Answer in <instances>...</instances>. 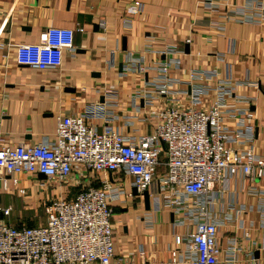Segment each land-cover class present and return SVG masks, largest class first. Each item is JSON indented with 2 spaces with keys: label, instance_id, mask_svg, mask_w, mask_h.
<instances>
[{
  "label": "crops",
  "instance_id": "obj_1",
  "mask_svg": "<svg viewBox=\"0 0 264 264\" xmlns=\"http://www.w3.org/2000/svg\"><path fill=\"white\" fill-rule=\"evenodd\" d=\"M47 28L75 32L61 66L18 65L9 46L35 43ZM139 64L143 74L136 71ZM163 66L174 81L167 96L153 86ZM195 73L201 77L193 79ZM221 81L235 82L224 101L223 127L241 135L226 147L251 149L264 160V0H0L3 145L52 143L66 115L134 143L153 134L157 113L185 104L195 88L207 90L201 97L206 108ZM38 176L19 175L6 191L0 183V208H12L9 224L35 226L43 203L63 191L64 185ZM105 182L118 196L110 202L111 264H171L173 251L177 264L193 258L189 235L203 200L206 218L218 224V264H264V174L226 175L204 198L176 212L153 204L146 210L123 172L78 169L68 189L74 194Z\"/></svg>",
  "mask_w": 264,
  "mask_h": 264
},
{
  "label": "built area",
  "instance_id": "obj_2",
  "mask_svg": "<svg viewBox=\"0 0 264 264\" xmlns=\"http://www.w3.org/2000/svg\"><path fill=\"white\" fill-rule=\"evenodd\" d=\"M138 11L140 7L133 10ZM74 34L71 29L47 28L35 43L9 48L18 65L56 69L62 64L63 52L73 50ZM141 64L136 65V71L143 74ZM200 77L199 73L192 76ZM173 84L169 69L161 67L153 86L167 96ZM234 88L235 82H219L206 108L201 106V97L207 90L195 88L185 104L175 103L157 113L153 134L134 143H126L110 128L99 131L75 115L58 120L52 143L12 147L0 140L3 190H7L8 181L16 185L19 175H43L64 185L61 194L43 203V225L16 227L5 220L12 208H0V264H111L110 202L118 196L111 195L113 188L108 182L102 187L80 186L70 194L69 181L78 169L123 172L132 178V187L141 199L148 192L154 209L173 212L187 207L190 200L196 203L204 198L226 175L261 178L263 159L256 158L251 149L236 153L226 147L241 136L239 131L228 132L223 127L224 101ZM205 208L203 200L200 218L189 235L194 257L184 264H218V224L206 218ZM176 257V251L171 252V264H177Z\"/></svg>",
  "mask_w": 264,
  "mask_h": 264
},
{
  "label": "water",
  "instance_id": "obj_3",
  "mask_svg": "<svg viewBox=\"0 0 264 264\" xmlns=\"http://www.w3.org/2000/svg\"><path fill=\"white\" fill-rule=\"evenodd\" d=\"M122 47H123V50H125V40H123V42H122ZM38 178H39L40 180H45V179H46L43 175H39ZM132 194H133L134 196H137L136 191H135L134 188H133V192H132ZM142 197H143V204H144L145 209H146V210H149V209H150L149 193H148V192H144V193L142 194Z\"/></svg>",
  "mask_w": 264,
  "mask_h": 264
},
{
  "label": "rangeland",
  "instance_id": "obj_4",
  "mask_svg": "<svg viewBox=\"0 0 264 264\" xmlns=\"http://www.w3.org/2000/svg\"><path fill=\"white\" fill-rule=\"evenodd\" d=\"M33 225L37 226V225H43L45 223V215L43 210L40 208V212H39V216H37L36 218H34Z\"/></svg>",
  "mask_w": 264,
  "mask_h": 264
}]
</instances>
